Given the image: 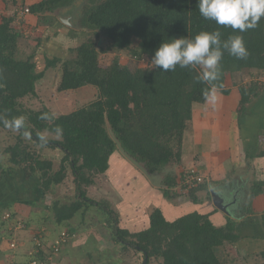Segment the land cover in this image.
Wrapping results in <instances>:
<instances>
[{"label": "trees", "instance_id": "obj_1", "mask_svg": "<svg viewBox=\"0 0 264 264\" xmlns=\"http://www.w3.org/2000/svg\"><path fill=\"white\" fill-rule=\"evenodd\" d=\"M71 2L39 0L30 7L17 4L15 8L16 0H4L6 7H13V12L2 16L0 22V128L8 127L5 121L22 116L24 125L18 131L19 137L25 136L39 147L59 149L63 154L59 170L53 172L51 161L41 160L32 154L18 137L15 145L7 148L9 162L24 166L29 173L37 175L43 192L60 185L69 168L75 201L69 204L55 201L45 207L53 215L51 222L61 229L69 227V222L80 211L83 214L88 206L93 205L103 211L113 241L141 253L143 264H150L151 258L161 260L159 264H219L216 252L220 247L225 244L236 249L244 247L240 242L238 222L229 214H226V223L218 227L210 221L209 214L192 212L170 222L158 208H153L148 215V227L130 232L120 227L119 213L107 203L90 199L86 188L93 185L96 176L107 172L110 156L118 152L115 140L130 157L143 164L148 173L160 172L167 165L177 166L181 161L182 136L191 120L192 106L203 104L213 88L227 94L224 87L226 74L245 69L264 72L262 20L256 28L244 33L233 31L230 27L204 19L199 13L197 0H102L85 12L83 25L87 29L102 35L112 49L122 51L132 47L130 53L136 59L151 60L161 42H170L172 38L181 36L193 38L201 31L218 29L222 40L231 35H242L248 56L237 59L224 51L219 77L215 81L199 79L202 73L198 70L199 66L189 69L177 66L175 71L167 72L154 66L131 71L113 60L103 68L98 63L99 53L91 41L71 48L65 58L44 57L41 62L44 68L39 73L35 72L33 55L16 59L20 34L11 26L15 18L30 14L43 19ZM68 54L72 56L68 57ZM57 65H60L61 71L59 92L90 86L98 92L96 100L57 117L45 107L39 111L24 109L21 99L34 96L35 83L43 78L45 70ZM238 91V111L245 113L246 105L260 94L261 88L251 83L240 85ZM43 115L48 118L42 119ZM43 132L60 139H45ZM183 172L179 173L178 183ZM175 182L173 177L165 178L166 187L161 189L165 200L188 193L189 198H186L197 203L199 200L195 194L207 188L203 178L201 183L195 182L175 194ZM254 184L250 188L251 198L262 193L261 186L264 185L263 182ZM12 219L0 217V241L14 238ZM32 256L41 264L47 257L43 252ZM258 256L260 261L254 264H264V250ZM27 257L30 264L29 252Z\"/></svg>", "mask_w": 264, "mask_h": 264}, {"label": "rangeland", "instance_id": "obj_2", "mask_svg": "<svg viewBox=\"0 0 264 264\" xmlns=\"http://www.w3.org/2000/svg\"><path fill=\"white\" fill-rule=\"evenodd\" d=\"M38 1L39 0H16V4H14L13 7L16 8L17 4H24L26 7H30ZM100 1L102 0H72L68 6L58 9L52 14L45 15L43 19L30 14L28 16L26 15L25 18L23 15H18L14 22L11 23L12 28L20 34L17 41L15 58L26 59L33 55V62L36 67L35 72L39 73L44 68V64L41 63L44 61V57L48 59L64 57L67 52L69 53L68 50L71 48L91 41L99 53L98 63L103 68L109 66L113 60H117L121 66H125L131 71L152 68L154 65L151 63L150 59H136L131 56L130 50L132 47L122 51L112 49L102 35L87 29V27L83 25L85 12ZM13 7H6L4 0H0V22L2 16H7L13 12ZM261 20L264 32V18ZM38 52L40 53L38 54ZM69 56L72 55L68 54V57ZM198 70L201 72L203 71L201 66L198 67ZM226 75L229 87H240V85L248 86L252 83L256 84L257 87L261 89L264 88L263 71L245 69L241 72ZM60 77V65H57L56 68L45 70L43 78L35 83V95L26 96L21 99L20 104L22 107L32 111H39L45 107L57 117L70 114L96 100L98 92L94 87L90 86H85L77 90L59 92L57 88ZM107 129L112 138L113 135H111L109 128ZM18 135V131L13 128H0V217L3 219L8 215L9 218L7 219L12 217L13 224L16 223L15 226H13L14 239L12 238L11 240H16V245L18 243V238L20 239L23 232L26 233L30 230L34 235V231L41 230L42 227L51 225L53 215L50 210L48 211L45 209L46 206H51L55 201H59L61 204H69L75 201L69 168L66 169V172H68L67 176L60 185L50 189L48 192H43L37 175L29 173L24 166H15L9 162L10 154L7 148L13 147L17 139L20 138V140L23 141V145L26 146L32 154L39 156L41 160L51 161L53 172H57L60 168L63 154L59 149L52 150L46 147L36 146L25 136L19 137ZM42 136L49 140L60 139L58 136L46 132H43ZM117 150L118 152L115 153L131 164L123 153L119 149ZM135 170L137 171V169ZM158 173L161 174L160 172ZM200 173L204 179L206 177V180L209 179L210 181L208 172ZM125 179L130 181L131 186L127 184V186L115 189L117 192L115 195L114 189H107L106 187L108 185V179L98 175L94 178L93 185L86 188L87 195L95 202L107 203L112 210H116L115 208H117L116 203L118 195L125 201V203L119 207H128L131 212L136 208L139 213L148 216L153 207L157 205L159 201L158 194L162 193L161 190L152 188L151 186H145L142 183L143 179L137 178L136 180L132 172L127 174ZM124 182L128 183L126 181ZM122 183L123 182L120 183L121 186ZM249 191H251V189H249ZM183 194L184 197L189 196L188 193ZM167 201L170 202L169 204L176 203L172 199ZM180 201L185 203L189 200L187 198H181ZM194 204H198V202ZM247 207H250V205H247ZM31 211L34 212V214H32ZM176 211H178V208ZM172 214L174 213L171 212L168 215V219L174 217L171 216ZM227 214L230 215L229 210ZM130 215L132 218L130 220L135 222V215ZM27 220H29V223L26 225L25 222H27ZM105 220L103 211L91 205L87 207L85 213L82 214L80 211L76 217L69 222L70 226L68 228H71V231L75 232V237L78 236L79 239V237L86 235L87 238H93L95 240V246L91 244L86 246V248L96 249L98 247L100 252L104 253V255L101 256L103 260L95 259L88 261V263L141 264V253L131 248H125L119 244H113L109 240L111 235L109 229L104 226ZM25 225L26 227L35 226L34 231L30 228H28V230L24 227ZM65 230L68 229L66 228ZM66 232L70 233L69 231ZM245 246L237 247L238 252L236 248H233L229 244L220 247L216 252L219 264L259 263L260 259H256V257L259 256L251 252V247ZM11 249L14 250L15 248ZM31 249L32 248L29 250ZM71 251L74 252L73 255L76 254L74 248H71ZM160 261L159 259L151 258L150 264H159Z\"/></svg>", "mask_w": 264, "mask_h": 264}, {"label": "crops", "instance_id": "obj_3", "mask_svg": "<svg viewBox=\"0 0 264 264\" xmlns=\"http://www.w3.org/2000/svg\"><path fill=\"white\" fill-rule=\"evenodd\" d=\"M224 87L228 91L227 94L216 89L214 99L210 98L211 91L203 104L192 106L191 120L182 136L181 161L177 166L167 165L160 171L162 189L166 187L164 185L166 177L175 178L176 182L173 187L175 194L180 192L178 177L182 170L193 167L202 173L208 172L210 181L205 177L207 188L195 194L199 200L198 204L191 201L181 202V198H186L184 196L174 198L176 203L169 204L170 202L163 198L162 193H159V201L153 208H158L164 218L170 222L192 212L209 214L210 221L220 227L226 223L227 213L218 210L213 205L212 192L218 194L228 206L229 216L238 222L240 242L243 246L246 245L245 247H251V252L258 255L264 250V185L261 186L262 193L252 198L249 195V189L254 183L263 182L264 184V88L246 105V112L240 113L238 111L240 104L238 87H229L227 76ZM135 169L137 168L114 153L110 156L107 172L101 176L108 179L106 187L114 189L115 195L117 194L115 189L127 186V184L131 186L130 181L125 179L130 172L136 180L137 178L143 179L142 183L145 186L161 190V187L153 186L142 172ZM121 182H123L122 186ZM124 203L125 201L117 195V208L114 211L119 213L120 227L130 232L146 229L149 223L148 216L139 213L136 208L131 212L128 207H119ZM171 212L174 213L171 215L174 217L168 219ZM130 214L135 215V222L130 220L132 219ZM104 226L108 229L106 223ZM28 228L34 231L35 226ZM42 228H45L46 243L52 242L65 228L73 236L68 244L62 247L58 255L51 259L46 258L44 264H92L88 261L103 260L101 256L104 253L100 252L98 247L96 249L86 248L91 244L95 246L93 238H87L85 235L78 239L71 228L63 226L61 229L53 221L51 225ZM32 237V231L23 232L14 250L9 248V242L12 239L0 241V264H28L27 252L32 248ZM109 240L113 244H118L111 236ZM71 248H74L75 255ZM44 253L49 254V249L46 248Z\"/></svg>", "mask_w": 264, "mask_h": 264}, {"label": "clouds", "instance_id": "obj_4", "mask_svg": "<svg viewBox=\"0 0 264 264\" xmlns=\"http://www.w3.org/2000/svg\"><path fill=\"white\" fill-rule=\"evenodd\" d=\"M201 16L216 24L230 27L240 33L257 27L261 18H264V0H197ZM222 33L201 31L193 38L181 36L172 38L170 42H161L155 50L151 63L155 68L165 72L175 71L177 66L189 69L201 66L203 71L199 79L215 81L219 77L220 62L224 51L237 59L248 56L242 35H231L227 40L221 39ZM216 89H212L211 97H215ZM47 119L46 115L41 117ZM6 125L17 131L24 125V117H17L5 121ZM27 135V133H25Z\"/></svg>", "mask_w": 264, "mask_h": 264}, {"label": "built area", "instance_id": "obj_5", "mask_svg": "<svg viewBox=\"0 0 264 264\" xmlns=\"http://www.w3.org/2000/svg\"><path fill=\"white\" fill-rule=\"evenodd\" d=\"M25 12H27V10H25ZM202 180L203 177L196 168L192 167L190 169L184 170L181 179L179 181V189L188 188L189 186L194 185L195 182L199 184L202 182ZM7 218H9L8 215L3 219L6 220ZM15 224H13V226H15ZM44 235H45V228H41V230L37 231L32 237V249L29 251V255L31 256L30 264H41L40 261L36 260L35 256L32 255L38 254L40 252L44 253L46 248L49 249V254H46L47 257L45 258L49 259L52 256L58 255L62 247L68 244L70 238L73 237L68 232L63 230L60 231V233L57 235L55 239L52 240V242L46 243V241L44 240L45 238ZM15 243L16 240L11 241L10 247L16 248L17 245Z\"/></svg>", "mask_w": 264, "mask_h": 264}, {"label": "water", "instance_id": "obj_6", "mask_svg": "<svg viewBox=\"0 0 264 264\" xmlns=\"http://www.w3.org/2000/svg\"><path fill=\"white\" fill-rule=\"evenodd\" d=\"M115 142H116L117 149H119L123 153L125 158H127L129 160V162H131V164L135 168H137L140 172H142V174H144V176H146V178L149 180V182L153 186L158 187V188L161 187L160 180L162 179V176L158 172L148 173V171L145 169L143 164L138 163L135 159L130 157L128 154H126L124 152V150L122 149L120 143L118 141H116V140H115ZM212 202H213V205L218 210H221L222 212L228 213V211H227L228 206L224 203V199L222 197H220L218 194L216 195L213 192H212ZM141 264H143V262Z\"/></svg>", "mask_w": 264, "mask_h": 264}]
</instances>
